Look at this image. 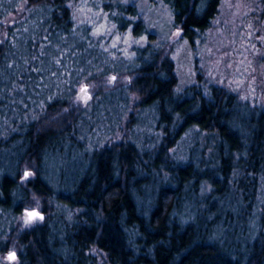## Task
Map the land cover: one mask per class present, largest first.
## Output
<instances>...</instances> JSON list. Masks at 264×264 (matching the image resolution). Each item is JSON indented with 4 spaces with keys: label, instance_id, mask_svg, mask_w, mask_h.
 I'll list each match as a JSON object with an SVG mask.
<instances>
[{
    "label": "trees",
    "instance_id": "obj_1",
    "mask_svg": "<svg viewBox=\"0 0 264 264\" xmlns=\"http://www.w3.org/2000/svg\"><path fill=\"white\" fill-rule=\"evenodd\" d=\"M71 1L0 0V130L13 137L0 142V210L43 216L0 237V264H264V108L201 78L177 94L170 51L148 44L128 82L158 113L160 142L141 151L125 137L72 157L84 109L64 77L84 58ZM172 1L189 45L221 3ZM193 129L204 136L178 160ZM56 203L69 221L52 220Z\"/></svg>",
    "mask_w": 264,
    "mask_h": 264
},
{
    "label": "rangeland",
    "instance_id": "obj_2",
    "mask_svg": "<svg viewBox=\"0 0 264 264\" xmlns=\"http://www.w3.org/2000/svg\"><path fill=\"white\" fill-rule=\"evenodd\" d=\"M172 2L71 1L73 33L82 42L77 53L84 58L69 64L77 68L72 79L64 77L71 86L73 100L84 109L71 142L72 157L79 151L89 154L107 142L125 137L141 151L152 150L160 142L158 113L150 105L140 107V99L130 90L128 82L137 53L148 44L170 51L178 80L177 94L198 85L201 78L203 86L214 84L226 88L241 102L264 108L263 0H221L210 28L190 45L175 28ZM150 35L154 36L152 40L148 38ZM92 76L104 77L87 83ZM84 88L86 93L82 91ZM1 134L0 130V142L13 138ZM203 136L195 129L186 131L171 155L181 161L187 159L189 149ZM54 207L55 222L58 217L66 221L72 218L68 209L57 203ZM28 211L37 212L42 219L25 223ZM42 220L35 208H21L18 215L0 210V237L6 238L21 222L32 227ZM94 255L97 264H104L101 255Z\"/></svg>",
    "mask_w": 264,
    "mask_h": 264
},
{
    "label": "snow or ice",
    "instance_id": "obj_3",
    "mask_svg": "<svg viewBox=\"0 0 264 264\" xmlns=\"http://www.w3.org/2000/svg\"><path fill=\"white\" fill-rule=\"evenodd\" d=\"M82 91H84L85 93L87 92V89L84 88L82 89ZM29 174L28 173H25V178H27ZM26 216H27V220L25 221V223H30L33 219H36L39 217V214L35 211H28L26 213ZM42 219V217H39ZM8 259L9 260H14L15 259V253H11L9 256H8Z\"/></svg>",
    "mask_w": 264,
    "mask_h": 264
},
{
    "label": "water",
    "instance_id": "obj_4",
    "mask_svg": "<svg viewBox=\"0 0 264 264\" xmlns=\"http://www.w3.org/2000/svg\"><path fill=\"white\" fill-rule=\"evenodd\" d=\"M12 253H14V252H12ZM10 254H11V253H10ZM10 254H9V255H10Z\"/></svg>",
    "mask_w": 264,
    "mask_h": 264
}]
</instances>
